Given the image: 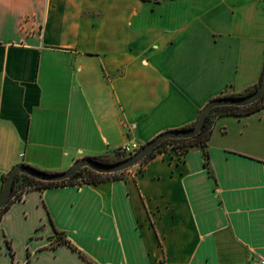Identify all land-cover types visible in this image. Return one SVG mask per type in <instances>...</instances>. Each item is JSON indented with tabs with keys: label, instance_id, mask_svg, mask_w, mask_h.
I'll return each mask as SVG.
<instances>
[{
	"label": "crops",
	"instance_id": "obj_1",
	"mask_svg": "<svg viewBox=\"0 0 264 264\" xmlns=\"http://www.w3.org/2000/svg\"><path fill=\"white\" fill-rule=\"evenodd\" d=\"M263 70L264 0H0V185L182 129ZM206 152L24 192L2 264L264 261V105L218 118Z\"/></svg>",
	"mask_w": 264,
	"mask_h": 264
},
{
	"label": "water",
	"instance_id": "obj_2",
	"mask_svg": "<svg viewBox=\"0 0 264 264\" xmlns=\"http://www.w3.org/2000/svg\"><path fill=\"white\" fill-rule=\"evenodd\" d=\"M264 96V72L260 85L251 93L239 97H217L209 100L201 109L193 127L164 131L146 142L133 155L112 164H103L85 157L75 161L66 171L49 173L37 170L25 164H17L11 168L3 179L0 188V210L11 197L16 177L25 175L37 181L46 183H62L69 180L82 168H87L99 174H120L140 165L165 140L191 139L198 135L210 112L218 107H246L256 103Z\"/></svg>",
	"mask_w": 264,
	"mask_h": 264
},
{
	"label": "trees",
	"instance_id": "obj_3",
	"mask_svg": "<svg viewBox=\"0 0 264 264\" xmlns=\"http://www.w3.org/2000/svg\"><path fill=\"white\" fill-rule=\"evenodd\" d=\"M264 72V70H263ZM263 72L261 74V77L259 81L253 85L252 87L246 89L245 91L237 94H223L220 97H239V96H244L247 95L251 92H253L262 82L263 79ZM264 105V96L258 100L256 103L246 106V107H218L214 108L210 114L208 115L206 122L204 124V127L202 131L196 135L195 137L191 139H179V140H165L161 144H159L156 149L142 162H147L148 160L154 158L157 154L165 152L169 147L170 150H172L177 156L184 157L191 149L193 148H200L203 152V158H204V165L207 166V152H206V147H207V142L211 136L214 124L216 120L222 116L225 115H232V116H245L252 114L254 112L259 111ZM195 124L191 123L182 129L190 128L193 127ZM93 160L103 163V164H112L119 162L123 159H126L127 157L125 156H120L118 155L115 151L111 154H106V155H101L97 157H91ZM141 163V164H142ZM140 164V165H141ZM124 173V172H123ZM85 174L87 177V180L83 181L85 185H98L99 183L105 182L109 179H103L100 177V175L96 174L95 172L87 169V168H82L80 169L77 173H75L69 180L62 182V183H46V182H41L37 181L35 179H32L30 177H27L25 175H18L15 180V184L13 187V191L11 194L10 199L6 203V205L0 210V220L3 214L10 208V206L21 199L22 195L24 192L31 190V189H44L48 187H54V186H60L63 184H72L74 179H76L78 176H81ZM122 174V173H120ZM120 176V175H119ZM114 179H117L115 177ZM58 238L60 239L59 242L65 243L68 246H70L72 249H75L72 247L68 242L61 240L60 235H58ZM81 257L86 259L82 254H80ZM89 261V260H88Z\"/></svg>",
	"mask_w": 264,
	"mask_h": 264
},
{
	"label": "built area",
	"instance_id": "obj_4",
	"mask_svg": "<svg viewBox=\"0 0 264 264\" xmlns=\"http://www.w3.org/2000/svg\"><path fill=\"white\" fill-rule=\"evenodd\" d=\"M142 145L134 140L128 142V143H125V144H122L121 146H119L115 152L120 155V156H126V157H129L133 154H135L141 147ZM171 147H169L168 149H170ZM96 173V172H95ZM98 175H100L101 178L103 179H114L115 177H118L120 174H99V173H96ZM87 180V177L85 176V174L81 175V176H78L76 179H74L73 181V184L74 185H83L84 182ZM0 191H1V188H0ZM249 264H264V261L262 260H258V261H251Z\"/></svg>",
	"mask_w": 264,
	"mask_h": 264
},
{
	"label": "rangeland",
	"instance_id": "obj_5",
	"mask_svg": "<svg viewBox=\"0 0 264 264\" xmlns=\"http://www.w3.org/2000/svg\"><path fill=\"white\" fill-rule=\"evenodd\" d=\"M7 259H8V257L6 255H4V252H2V253L0 252V264L5 263Z\"/></svg>",
	"mask_w": 264,
	"mask_h": 264
}]
</instances>
